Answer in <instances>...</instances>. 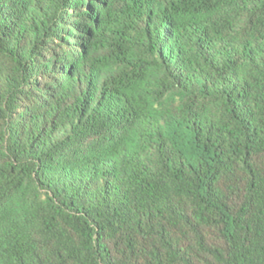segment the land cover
I'll use <instances>...</instances> for the list:
<instances>
[{"label":"trees","instance_id":"obj_1","mask_svg":"<svg viewBox=\"0 0 264 264\" xmlns=\"http://www.w3.org/2000/svg\"><path fill=\"white\" fill-rule=\"evenodd\" d=\"M0 264H264V0H0Z\"/></svg>","mask_w":264,"mask_h":264}]
</instances>
